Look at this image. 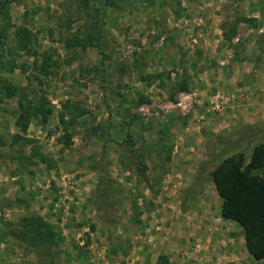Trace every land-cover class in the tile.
<instances>
[{
	"label": "rangeland",
	"instance_id": "obj_1",
	"mask_svg": "<svg viewBox=\"0 0 264 264\" xmlns=\"http://www.w3.org/2000/svg\"><path fill=\"white\" fill-rule=\"evenodd\" d=\"M111 1L106 6L89 0L85 7L78 0L6 4L5 46H12L14 28L25 26L35 35L34 49L49 50L57 65L41 77L33 57L18 53L6 58L1 73L28 99L43 94L51 114L46 121L30 117L20 131L14 124L17 95L7 97L0 84V264H40L34 249L8 233L28 214L40 215L56 232L45 264L47 258L50 264H125L131 253L134 264L137 254L138 264H154L158 255L169 264H176L175 256L192 264H264L239 258L227 241L215 257L208 255L216 226L204 223L220 206L210 170L237 151L248 159L252 147L264 143L261 72L251 93L241 81L230 88L215 84L210 72L235 59L218 48L236 38L239 23L251 29L245 37L264 36V0ZM95 9L102 43L64 48L63 40L92 21ZM219 16L214 27L211 20ZM255 48L264 49L260 42ZM259 55L253 60L261 64ZM201 58L207 65L198 63ZM200 73L207 82L198 79ZM215 94L226 97L218 110L210 106ZM140 97L147 102L137 104ZM60 113L73 121L68 146L60 141ZM136 158L145 164L143 175ZM196 201L207 202L210 214L187 236L182 226L199 213ZM176 228L186 234L177 246Z\"/></svg>",
	"mask_w": 264,
	"mask_h": 264
},
{
	"label": "trees",
	"instance_id": "obj_2",
	"mask_svg": "<svg viewBox=\"0 0 264 264\" xmlns=\"http://www.w3.org/2000/svg\"><path fill=\"white\" fill-rule=\"evenodd\" d=\"M82 6H87L89 0H78ZM102 5H111V0H94ZM8 0H0V84L7 97L17 95L18 114L15 126L20 131H25L29 119L37 116L41 121H46L51 114L49 100L40 94L37 99H28L23 88L6 83L1 78V73L6 66L7 57L23 54L32 56L33 65L41 77H47L57 63L51 58L49 50L38 53L34 49L35 35L25 26H16L13 31V44L5 46L6 28L9 16L6 9ZM92 21L79 27L63 40V46L70 49L75 46L84 48L86 45L98 40L102 43V32L99 23L98 9H95ZM242 21L246 19L240 18ZM233 31L224 33L225 38H230ZM101 45V44H100ZM101 47V46H99ZM38 57V59H36ZM9 64V63H8ZM10 69L13 63H10ZM24 68V67H23ZM24 70V69H22ZM41 85V79L36 77ZM181 89V87H179ZM145 97H140L137 104L146 103ZM62 134L60 141L64 146L70 144L71 134L67 131L71 121H65L64 115H58ZM135 164L140 174L143 175L145 164L141 158H136ZM210 179L215 192L220 199L219 214L222 218L229 219L241 227L244 246L248 254L256 261L264 259V143H256L248 159L241 151L221 158L210 170ZM8 233L16 240L26 244L36 252L40 264H45L44 257L52 254L51 247L55 244L56 232L53 226L40 215L28 214L21 216L19 226L8 228ZM45 260H44V259ZM47 263L48 258H47ZM154 264H169L165 255H158Z\"/></svg>",
	"mask_w": 264,
	"mask_h": 264
},
{
	"label": "crops",
	"instance_id": "obj_3",
	"mask_svg": "<svg viewBox=\"0 0 264 264\" xmlns=\"http://www.w3.org/2000/svg\"><path fill=\"white\" fill-rule=\"evenodd\" d=\"M238 1V0H236ZM238 2L235 3L234 6H237ZM233 8V7H232ZM250 12L245 11V16L247 17H257L256 13H252L249 14ZM221 19V17H217L216 19H212L211 21L214 22V27H215V22H219V20ZM261 19L264 21V6H263V10H262V14H261ZM213 26V24H212ZM213 27V29H211V32L213 33L215 28ZM251 31V29L249 27H247L244 23H239L236 27V33L234 35V37L236 36V38H232L233 40L231 41H225L222 44V47L218 48L219 52H222V54H224V56L226 54H228V51H232L233 54H235V59L230 60L229 63L227 65H225L224 67L222 66H217V71L213 72L210 70V72H212V76L211 78L214 79L216 78L218 80V84L222 87H225L227 85L228 88H230L233 83L239 82L241 81V84H245L244 86L248 89V92L251 93L250 89H253L254 87H257L259 84L257 83V80H261V76H258L257 73L261 72L262 74V78L264 77V69H262V66L264 64V62H262L261 64H259L258 62V58L256 59V63L253 60V55H258L260 53V61L264 60V49H258L255 48L256 43L258 45V42H260L262 44V48H264V36H258V38L256 39L255 36H251L248 35L245 37V35H247L249 32ZM242 35V37H241ZM241 37V38H240ZM234 39H236V42H238L237 44L235 43ZM237 39H240L237 41ZM256 40V41H254ZM254 41V43H253ZM220 44V45H221ZM237 46V48H236ZM203 49L206 47H202ZM232 49V50H231ZM204 53V52H203ZM198 63H202L203 65H207L206 61L204 58H201L199 60ZM189 64H191V59L189 60ZM204 67V66H203ZM202 67V68H203ZM188 71L190 74L192 75H196L197 77V72L193 71L192 69L188 68ZM203 73V72H202ZM198 74V79L199 80H204L205 82H207L208 78L203 77L201 74ZM201 75V76H200ZM256 77V78H254ZM210 79V76H209ZM261 85V84H260ZM204 91V89H201L198 93L202 94ZM214 188V186H213ZM208 203L205 201H196V206L197 208H200V211L198 214H196L195 216H193V219L191 220V224L190 225H184L182 226L183 228H185V232L188 236L189 233H193L195 230L194 229H190L192 225H196L197 223L200 222L201 218L203 217V215L205 214H210L208 212ZM216 214L213 217H209L206 219V222H211L213 223L214 226H216V233H215V237L213 240H211L210 242V248L207 252V254H211L213 255V257H215L218 253H217V249H219L218 247L221 246L222 241H227V243L229 244V251L234 252L235 255H239L241 258L243 255V258L246 259L247 261H251V262H259L256 261L254 259L251 258V256L248 254V252L245 249L244 246V239H243V234H237L238 231H242V229L240 227L237 228H231L230 222L227 219H223L220 215H219V205H217V210H216ZM201 223V222H200ZM228 225V226H227ZM176 234L174 235V245L177 246V244L180 245V240L185 241L186 240V234L185 235H178V228H176L175 230ZM232 231L236 232L233 233ZM226 239H223L225 238ZM223 248V247H222ZM177 250V249H175ZM132 254H129L127 256L124 257L125 259V264H134L133 258H132ZM141 256L134 255V259L135 262L138 264L139 263V258ZM128 258L130 259L128 261ZM234 262L237 263L236 258H233ZM173 260L176 264H192L188 262V258H186L185 260H183V258L181 257H173ZM264 260V259H263ZM152 263V262H151ZM196 264V263H193ZM197 264H208V263H197ZM211 264V263H209ZM239 264V263H237ZM252 264V263H251Z\"/></svg>",
	"mask_w": 264,
	"mask_h": 264
},
{
	"label": "built area",
	"instance_id": "obj_4",
	"mask_svg": "<svg viewBox=\"0 0 264 264\" xmlns=\"http://www.w3.org/2000/svg\"><path fill=\"white\" fill-rule=\"evenodd\" d=\"M226 97L215 94L210 100V106L212 110H218L219 107L225 102Z\"/></svg>",
	"mask_w": 264,
	"mask_h": 264
}]
</instances>
